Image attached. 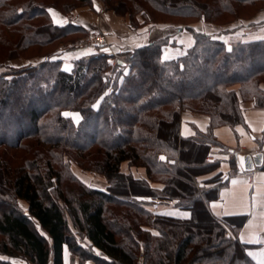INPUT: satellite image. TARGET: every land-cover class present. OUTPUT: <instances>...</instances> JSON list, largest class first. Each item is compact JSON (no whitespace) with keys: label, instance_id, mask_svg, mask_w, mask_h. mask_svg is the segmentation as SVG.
<instances>
[{"label":"trees","instance_id":"obj_1","mask_svg":"<svg viewBox=\"0 0 264 264\" xmlns=\"http://www.w3.org/2000/svg\"><path fill=\"white\" fill-rule=\"evenodd\" d=\"M105 1L129 14L134 27L176 23L192 31L198 21L225 23L249 8L254 15L264 10V0ZM76 2L93 6V0ZM75 6L0 0V67L20 49L57 47L88 34L75 22L54 23L48 11ZM168 45L178 43L164 37L135 47L123 54L125 64L99 50L74 58L68 70L61 53L51 51L0 73V254L65 264L67 246L96 264H257L247 255L250 246L232 240L206 206L226 181L199 188L195 179L221 161L207 160L211 144L226 148L219 127L248 129L242 103L264 108V38L229 43L196 32L184 53L165 58ZM67 111L78 112L79 123ZM183 112L208 124L203 129L192 121L193 133L184 136ZM259 147L264 152V137ZM124 161L146 176L123 172ZM73 165L104 176L108 186L87 185ZM160 200L191 216L151 211Z\"/></svg>","mask_w":264,"mask_h":264},{"label":"crops","instance_id":"obj_2","mask_svg":"<svg viewBox=\"0 0 264 264\" xmlns=\"http://www.w3.org/2000/svg\"><path fill=\"white\" fill-rule=\"evenodd\" d=\"M107 12L108 11H104L103 14H106ZM114 15V19L106 17L105 15L102 16L104 20L107 19L109 21V24L106 22L104 24V21L102 23L101 20H98L96 22V28L97 30L100 29L108 32V37L111 41L116 43V46L134 45V47H137L135 43L143 39L152 27L170 25L169 23H147L134 30L130 27V18L128 16H118L115 13ZM111 20H113L114 26H112ZM139 20L143 21L141 16H139ZM119 24L121 28H119ZM196 24L197 23H194L192 26H195ZM98 25H100V27ZM164 37L166 36L160 38ZM183 43L186 44L187 48L192 46L194 43V37L192 39H187V41ZM90 47L91 46L78 49L76 52L65 53L62 55L64 68L71 69L73 66V59L81 55H85L84 53L86 50H91ZM177 52L178 49L176 47L168 45L164 48V57H166V53L175 54ZM242 108L248 129L243 125H238L236 127V133V131L230 127H219L216 130V134L219 140L225 144L224 146L226 147V150L223 148L215 149L216 145L211 144V152L209 153L207 160L213 161L219 157L221 161L210 172L197 176L195 182L199 188H211L217 184L216 182H218L214 178L211 179L215 176V173L225 175L224 181H226V183L220 186L219 192L216 196L211 197L205 202L206 206L209 212L215 218L221 220L222 224L229 230L228 234L232 237V240L236 238L240 239L241 234L244 235L246 241L252 238L253 233L259 237V243L244 242L250 246L248 252H254L257 254L255 257H250H252V259L258 264V261L261 259L260 253L264 252V228L259 227V225L264 224V219H262V217H264V168L259 166L260 168L256 167L251 171L241 169L239 167L238 155L253 154L261 151L259 147V139L264 137V131H262V129H264V108L256 107L251 101L243 102ZM182 115L180 130L184 136H188L193 133V129L190 126L192 121L197 123L199 127L203 129L208 124L206 117L202 115L191 114L189 112H183ZM79 117L81 118L80 114ZM220 151H227V153L219 154ZM231 157L237 158V169L235 171H232L230 163ZM121 170L125 173L133 172L136 177L146 176L145 169L133 167L130 165L129 161L122 162ZM232 180H237L238 183L234 185ZM151 185L158 189H162L164 187V184L161 182H153ZM199 190L202 193V190ZM213 204H215V207H213ZM149 208L153 212L171 215L174 217L189 218L185 217L184 213H190L191 216V212L189 210L176 206L174 201L160 200L159 202L150 204ZM250 223L256 225V227L250 228ZM153 232L157 233L154 229ZM68 250V248L64 247L65 264H67L66 254Z\"/></svg>","mask_w":264,"mask_h":264},{"label":"rangeland","instance_id":"obj_3","mask_svg":"<svg viewBox=\"0 0 264 264\" xmlns=\"http://www.w3.org/2000/svg\"><path fill=\"white\" fill-rule=\"evenodd\" d=\"M45 1L47 3L58 4L61 7L62 5H65V3H71V2L74 3L76 6L70 11H68L67 13H64L58 9H54V7H52L51 9L54 10V12L57 14L56 19L63 22L62 24H66L69 22H75V23L87 26L89 28L88 30H90L89 33L88 34H76L75 36L78 35L79 38L77 37L78 39L75 41L71 40L72 36L67 37L64 41L60 42V44L57 47H55V45H48L45 47L30 46L26 49H20V56L9 58L5 62V65L0 67V73L5 71L9 67H22L24 65H28L31 63H37L38 61L43 60L45 57H47L48 56L47 54L50 53L51 51H57V52L59 51L58 53H61V55H64L65 53L76 52V50L83 49V48H77L73 46L71 48L68 47L67 49H64V46L69 45L76 41H80L84 39L85 37L91 36L92 34H104L106 36L108 42L110 43L109 53L112 55L110 60L113 63H117L118 59L125 62L124 60L125 56H123V54L126 51H129L135 48L134 45L133 46H118V45L116 46V43L111 41V39L108 37V32L100 30V29L97 30L96 22L98 20L99 21L101 20L102 23L104 21V24L105 22L109 24V21L107 19L104 20V18L102 17L104 15L106 17H111L112 19H114L113 17L115 16L114 13L118 16H128L129 17V14L127 13L124 15L117 14L115 11V6H112L107 1L93 0V6L80 5L79 2H76V0H45ZM254 10L255 9L253 8L252 9L249 8L247 9L246 12L243 13V16L245 18L237 17L225 23L214 24V23H208L205 21H198L196 22L197 24L193 27L194 28L193 31L188 30L181 24H176V23L170 24L169 26H160V27L155 26V27H152L147 32V35H145L143 39L136 42L135 45L139 47L149 42H152L155 39L166 36L165 38H167L170 42H174L175 44L179 43V45H172L173 47H176L178 49L177 53L175 54L166 53L167 58H171L179 54H182L186 51L187 47H186V44H184L183 42H186L187 39H192L196 32H204L214 38L222 39L229 43L236 42V41H251V40L263 39L264 38V10L259 11L255 15L253 13ZM104 11H108V12L106 14H103ZM230 18L231 17L229 16L224 17L222 21H226ZM111 24L112 26H114L113 20H111ZM129 24H130V27L133 28L134 30L139 28V27H134V25H132L131 22ZM98 26L100 27V25ZM119 28H121L120 24H119ZM99 46L102 47L101 45H98V44L91 45L90 47L91 50L89 54L95 53L99 50L102 51L101 48H98ZM124 71L125 73L129 71L128 65L125 66ZM66 113L77 114L78 112L67 111ZM215 149H221V147L215 146ZM220 153L225 154L227 153V151H220L219 154ZM215 160H219V157H217ZM215 160H213L212 162H214ZM72 170L76 174V176L80 178L87 185H95V186L103 187V188H106L108 186V181L106 180L104 176H97L96 174L90 171H82L75 165L72 166ZM214 175L215 176H213L211 179L213 178L216 179L218 181L216 182L217 184L225 180V175L221 173H215ZM20 203L25 209L27 208V203L25 201H20ZM78 239L81 242L85 243L83 238L79 237ZM65 247L67 248V246ZM66 257H67V264H96L91 259L79 258L76 254L71 253L70 250L67 251ZM0 259L8 261L10 264H32L21 256H9L6 254H0Z\"/></svg>","mask_w":264,"mask_h":264},{"label":"snow or ice","instance_id":"obj_4","mask_svg":"<svg viewBox=\"0 0 264 264\" xmlns=\"http://www.w3.org/2000/svg\"><path fill=\"white\" fill-rule=\"evenodd\" d=\"M97 10H99V9H97ZM48 11L52 15L53 21L55 23H58V24H62L63 23L62 21H59V20L56 19L57 14L54 12V10L49 9ZM104 51H108V49H104ZM228 51L229 52L232 51L231 47L228 48ZM89 52H90V50H86L84 54L87 55V54H89ZM165 58H167V56ZM65 70H68V69L66 68ZM107 94L108 93H105V95H107ZM102 99H103V97H101V100ZM64 115L65 116L72 115L73 118L76 120V122L79 123L80 117H79V114L78 113L77 114L65 113ZM262 131H264V129H262ZM160 159L161 160H165L166 158L162 156V157H160ZM245 159H246L245 157H239V167L241 169H244V167H245ZM232 183L235 185V184L238 183V181L237 180H232ZM213 207H215V204H213ZM184 216L185 217H190V213H184ZM262 219H264V217H262ZM249 227L250 228L251 227H256V225H253V224L250 223L249 224ZM259 227L260 228H264V224L259 225ZM240 239H241L242 242H247V243H252V242L259 243L260 242L259 237L255 233H253L252 234V238L249 239V240H247V241L245 240V237H244L243 234H241ZM247 255L252 256V257H255L257 254L254 253V252H248ZM260 256H261V259L258 261V264H264V252L260 253Z\"/></svg>","mask_w":264,"mask_h":264},{"label":"built area","instance_id":"obj_5","mask_svg":"<svg viewBox=\"0 0 264 264\" xmlns=\"http://www.w3.org/2000/svg\"><path fill=\"white\" fill-rule=\"evenodd\" d=\"M101 45V49L102 51H104V49H108V51H104L109 53L110 52V43L108 42L106 36L104 34H92L89 37H85L84 39L80 40V41H76L73 42L69 45H65L64 49H67L68 47H77V48H85L91 45Z\"/></svg>","mask_w":264,"mask_h":264},{"label":"water","instance_id":"obj_6","mask_svg":"<svg viewBox=\"0 0 264 264\" xmlns=\"http://www.w3.org/2000/svg\"><path fill=\"white\" fill-rule=\"evenodd\" d=\"M119 63L125 64L124 61L120 60ZM238 157H245V167L244 170H254L256 167L261 166L264 163V152L258 151L253 154H240Z\"/></svg>","mask_w":264,"mask_h":264}]
</instances>
